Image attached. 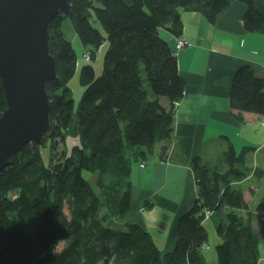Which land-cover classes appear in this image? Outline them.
Listing matches in <instances>:
<instances>
[{"label": "trees", "instance_id": "16d2710c", "mask_svg": "<svg viewBox=\"0 0 264 264\" xmlns=\"http://www.w3.org/2000/svg\"><path fill=\"white\" fill-rule=\"evenodd\" d=\"M231 1L69 0V12L54 17L49 43L56 77L46 84L54 140L49 146L50 163L41 151L47 146L44 138L41 143H26L14 162L0 170V264H206V210L216 216L222 238L216 245L218 263L258 264L260 239L252 229L251 213L247 211L245 217L239 212L249 204L234 185L247 175L246 158L254 146L237 151L229 142L223 153L225 170L194 156L197 199L180 217L174 250L159 249L142 223L118 222L131 206L133 161L153 155L158 142H164L159 158H168L175 109L184 95L177 55L160 34L161 28L178 36L180 49L184 47H178L180 39L189 44L180 36L182 9L201 11L213 23ZM241 1L248 6L245 29L264 32V0ZM92 15L105 34L91 22ZM67 16L84 44L100 47L104 40L109 44L100 75L93 64L82 66L84 89L77 107L68 85L78 65L62 27ZM229 97L237 120L244 121L246 113L264 116V77L249 64L241 65ZM6 107L0 78V115ZM73 120L80 144L70 153L58 152L56 139L65 141ZM84 170L98 171L99 192ZM257 210H264V200Z\"/></svg>", "mask_w": 264, "mask_h": 264}, {"label": "crops", "instance_id": "0c3cea01", "mask_svg": "<svg viewBox=\"0 0 264 264\" xmlns=\"http://www.w3.org/2000/svg\"><path fill=\"white\" fill-rule=\"evenodd\" d=\"M247 8L244 1L232 0L213 23L201 11L182 9L184 29L180 36L189 44L180 49L176 48L177 35L160 30L177 55L184 95L175 109L168 158H159L164 142H158L153 155L134 161L131 206L118 222L142 223L162 251L174 250L180 217L196 202L194 156L219 166L231 142L237 151L248 145L255 147L247 154V175L234 185L248 201L249 208L239 212L245 217L247 211L251 213L252 229L260 239L258 264H264V219L256 217L257 205L264 200V116L246 113L244 121L237 120L229 97L233 76L241 65L249 64L264 77V32L245 29ZM161 101L168 104L165 97ZM222 168L227 169L226 164Z\"/></svg>", "mask_w": 264, "mask_h": 264}, {"label": "water", "instance_id": "95a60500", "mask_svg": "<svg viewBox=\"0 0 264 264\" xmlns=\"http://www.w3.org/2000/svg\"><path fill=\"white\" fill-rule=\"evenodd\" d=\"M69 0H0V78L7 107L0 115V170L30 141L53 134L46 89L56 77L49 24Z\"/></svg>", "mask_w": 264, "mask_h": 264}, {"label": "rangeland", "instance_id": "374dc122", "mask_svg": "<svg viewBox=\"0 0 264 264\" xmlns=\"http://www.w3.org/2000/svg\"><path fill=\"white\" fill-rule=\"evenodd\" d=\"M90 19H91V22L97 28H99L103 32V34H105V30H104L102 24L100 23V21L94 15H92L90 17ZM62 27H63L64 33H65V36L71 40V42L75 48V51L77 53V65H78V67H77L76 73L73 75V77L70 79V81L68 83L69 87H71V89L73 90L74 97L76 98L75 107H77L78 101H79L80 96H81L83 89H84V87L80 81V74H81L82 66L86 63H91L95 67L96 75L97 76L100 75L103 72L104 55L108 49L109 44H108L107 40H104V42L100 45V47H95L94 45H91V44H88V45L84 44L81 41L78 34L75 32L69 16H67L63 19ZM87 51H94L95 55L93 57H91L92 55L85 53ZM84 53L89 55L90 58H87L84 55ZM74 128H75V125L73 122L72 127L70 126V128L68 129V134H67V137H66L64 142L61 141L59 138L56 139V142H57L56 145H57L58 152H61V150H67L68 153H70L72 146H74L76 144H80V137L78 139L79 135L78 136L76 135ZM52 141H54V140L48 138L47 144H46L47 146L43 147L41 150L42 154H43V158L47 164L50 163L51 149L49 146L51 145ZM228 145H229V143H228ZM227 147H226V149H227ZM133 163H134V161H133ZM225 164L226 163L223 160V162L219 163L218 165L220 168H222V166H224ZM132 166H133V164H132ZM134 166H136V164H134ZM226 166H227V164H226ZM84 175L91 182L95 191L99 192V186L97 184L98 171H96V170H93V171L84 170ZM256 217L258 218L257 213H256ZM259 219H261V218L259 217ZM216 222H217V218L215 215L208 217L203 222L205 227L208 230V233H209V238L206 242L208 244V247H205V249L203 251V253L205 255V259H206V264H219L218 263V257H217L216 245L222 240V238L217 232ZM63 244H64V240L60 241L58 247L61 248L63 246Z\"/></svg>", "mask_w": 264, "mask_h": 264}, {"label": "built area", "instance_id": "2783aa9c", "mask_svg": "<svg viewBox=\"0 0 264 264\" xmlns=\"http://www.w3.org/2000/svg\"><path fill=\"white\" fill-rule=\"evenodd\" d=\"M188 41L184 40V39H180L178 41V47H181V46H185V44H187ZM145 163H142V165H144ZM212 211L211 210H206L205 213H204V219H207L210 215H211ZM257 216L258 218L260 217L261 219H264V210L262 211H258L257 212Z\"/></svg>", "mask_w": 264, "mask_h": 264}, {"label": "clouds", "instance_id": "9594fccd", "mask_svg": "<svg viewBox=\"0 0 264 264\" xmlns=\"http://www.w3.org/2000/svg\"><path fill=\"white\" fill-rule=\"evenodd\" d=\"M54 254H56L55 251H54Z\"/></svg>", "mask_w": 264, "mask_h": 264}]
</instances>
